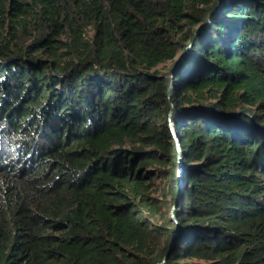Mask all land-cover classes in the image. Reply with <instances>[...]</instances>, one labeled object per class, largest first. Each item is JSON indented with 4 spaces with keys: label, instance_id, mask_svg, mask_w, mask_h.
Here are the masks:
<instances>
[{
    "label": "trees",
    "instance_id": "16d2710c",
    "mask_svg": "<svg viewBox=\"0 0 264 264\" xmlns=\"http://www.w3.org/2000/svg\"><path fill=\"white\" fill-rule=\"evenodd\" d=\"M0 264H264V0H0Z\"/></svg>",
    "mask_w": 264,
    "mask_h": 264
},
{
    "label": "rangeland",
    "instance_id": "374dc122",
    "mask_svg": "<svg viewBox=\"0 0 264 264\" xmlns=\"http://www.w3.org/2000/svg\"><path fill=\"white\" fill-rule=\"evenodd\" d=\"M181 57V56H180ZM177 176H178V174H177ZM153 192H155V193H157V194H159V196L162 198V199H164L165 197L164 196H161L160 194H161V191L162 190H152ZM158 196V195H157ZM159 197V202L160 201H163V200H161V198ZM168 201L167 202H169V199H167ZM158 202V203H159ZM174 210L175 209H170L169 210V214H171L172 215V217H173V220L175 221V222H177L178 220H177V217L176 216H174ZM145 215H147V212H143ZM148 216V215H147ZM150 221L153 223V224H158V225H160V223H162L163 222V220L161 219V218H159V216L158 215H156V216H154V217H151L150 218ZM178 230V231H177ZM177 231V232H176ZM179 232V228L178 227H176V230H175V235L177 234ZM190 261V260H189ZM191 261H193V262H199V261H201V260H198V259H196V258H194V259H192Z\"/></svg>",
    "mask_w": 264,
    "mask_h": 264
},
{
    "label": "water",
    "instance_id": "95a60500",
    "mask_svg": "<svg viewBox=\"0 0 264 264\" xmlns=\"http://www.w3.org/2000/svg\"><path fill=\"white\" fill-rule=\"evenodd\" d=\"M183 55H184V53L181 55V57L179 58V60H178V62L180 61V59L183 57ZM178 62L175 64V66H174V69H173V76H174V74H175V72H176V68H177V65H178ZM170 125L172 126V128H173V123H172V121L170 122ZM174 133H175V131H174ZM175 137H176V139H177V141L179 142V138H178V135L175 133ZM180 159H181V156H180ZM176 208V205L173 207V209H175ZM178 231V230H177ZM176 231V232H177Z\"/></svg>",
    "mask_w": 264,
    "mask_h": 264
},
{
    "label": "bare ground",
    "instance_id": "6f19581e",
    "mask_svg": "<svg viewBox=\"0 0 264 264\" xmlns=\"http://www.w3.org/2000/svg\"><path fill=\"white\" fill-rule=\"evenodd\" d=\"M172 130H173V128H172ZM173 134H174V137H175V133H174V130H173ZM176 138V137H175ZM177 140V139H176ZM180 147V145H179V142H178V148Z\"/></svg>",
    "mask_w": 264,
    "mask_h": 264
}]
</instances>
